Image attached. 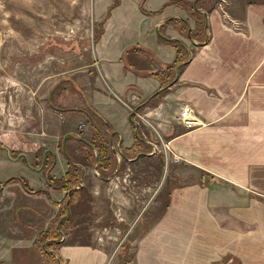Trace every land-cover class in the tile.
Instances as JSON below:
<instances>
[{"label": "crops", "instance_id": "1", "mask_svg": "<svg viewBox=\"0 0 264 264\" xmlns=\"http://www.w3.org/2000/svg\"><path fill=\"white\" fill-rule=\"evenodd\" d=\"M113 2L105 0L97 8L95 14L104 19L102 32L93 42L89 58L83 55L89 46L80 52L81 57L71 58L72 71L67 77L83 89L88 104L111 126L115 160L111 168L101 169L98 154L97 162L91 163L81 153L77 138L91 143L93 129L87 115L79 111L63 112L54 139L27 150V155L13 157V150L0 149L8 152V157L0 156V164L25 169L21 176L11 177L24 178L33 190L45 191L32 193L19 180L0 190V264H43L35 240L58 217L60 204L68 196V191L50 188L43 168L33 166L40 146L56 154L52 176L63 177L69 161L82 168L81 187L68 207L70 223L94 171H101L109 181L117 176L119 163H124L121 158H142L143 145L151 146L155 132L162 136L154 125L157 131L152 136L145 115L149 111L160 114L177 102L189 103L206 123L193 128L182 122L165 126L163 130L169 133L166 142L187 166L205 175L201 181L175 189L152 229L133 238L137 264H221L227 258L234 264H264V0H227L226 11L239 28L218 7L208 11L209 41L201 46H195L191 37L167 21L186 19L195 33L196 20L179 3L119 0L110 8ZM159 32L181 40L191 57L182 70L177 69L176 84L170 85L163 102L138 113L137 107L161 88L155 73L174 65L177 58L172 45L159 42ZM75 95L82 103L76 98L75 107L68 108L88 109ZM172 114L170 111L169 117L175 116ZM82 121L84 134L79 131ZM207 175L212 179L207 181ZM11 177L0 174V183ZM168 187L160 184L157 190L167 191ZM100 188H94V195H101ZM66 233L59 247L65 264H114L109 246L96 241L71 242V232Z\"/></svg>", "mask_w": 264, "mask_h": 264}, {"label": "rangeland", "instance_id": "2", "mask_svg": "<svg viewBox=\"0 0 264 264\" xmlns=\"http://www.w3.org/2000/svg\"><path fill=\"white\" fill-rule=\"evenodd\" d=\"M104 1L0 0V32L4 34L0 47V149L13 150V157L21 153L27 155V150L53 140L59 132L64 113L55 111L50 104V93L63 79H71L67 77L72 71L71 58L81 57L80 52H85L87 49L84 47L87 46L90 49L83 55L89 58L92 44L103 29L104 19L95 13ZM113 1L115 3L116 0ZM220 3L221 0H218L214 7L226 12L227 20L239 28L226 11L227 0ZM77 42L80 49L76 46ZM62 87L57 90L58 104L65 108L75 107L76 98L82 103L72 88ZM165 95L166 92L157 105L163 102ZM185 106L191 105L177 102L160 114L149 111L145 115L149 118L145 122L146 125L150 122L147 126L152 136L156 130L154 126L161 129L162 136L155 132L157 137H152L151 146L143 145L141 151L145 153L141 154L142 158H121L124 163H119L117 176L111 174L108 181L103 179L106 176H101V171H94L84 200L73 209L75 214L66 229V232H71V242L96 241L113 249L114 264L139 263L134 239L152 229L154 220L167 210L175 189H183L190 182L204 179L205 173L187 166L172 144L166 142L169 133L163 130L165 126L175 125L176 122H182L186 128L205 125L206 122L196 115L191 106L198 123L193 127L187 126L181 114ZM170 111L175 116L169 117ZM136 116L134 114V118ZM81 125H84L83 130ZM80 126L79 131L83 133L85 122L82 121ZM0 156L8 157V152L0 150ZM16 167L0 164L1 177L21 176L25 169ZM207 176V181L212 179ZM159 183L164 189L170 186L169 190H157ZM95 187H101V195H94ZM157 194L161 197L155 200ZM101 199L103 201H97ZM230 259L221 264H234Z\"/></svg>", "mask_w": 264, "mask_h": 264}, {"label": "trees", "instance_id": "3", "mask_svg": "<svg viewBox=\"0 0 264 264\" xmlns=\"http://www.w3.org/2000/svg\"><path fill=\"white\" fill-rule=\"evenodd\" d=\"M175 3L181 4L188 13L196 20L197 27L193 34L188 25L186 19L173 18L167 20L168 22H173L177 25L179 30L195 42V46H201L209 40V31L207 26V13L214 8L218 0H196L194 2H185L182 0H171ZM119 0H116L112 4V7L117 5ZM141 10L146 12L141 5ZM181 25H178V24ZM159 42L164 44L172 45L177 50V58L174 65L168 67L166 70L158 71L155 73L157 77L161 80V88L158 92L153 94L151 97L143 101V103L137 107V111L143 109L146 106H157L158 102L161 100L162 95L168 91L171 84L174 83L176 75L178 74L177 69H180L188 62L190 55V50L186 45L179 39H169L162 32H159ZM62 88L71 87L75 93H77L87 104L88 109H75V108H65L58 104L57 101V90ZM59 96V95H58ZM50 104L54 109L61 112H71L79 111L87 115V120L93 129V137L91 143L77 138L80 144V151L91 163H96V154H98V166L101 169L111 168L115 156L111 146V134L112 128L108 122L99 114L98 111L93 109L87 101L85 92L82 88L72 79L65 78L55 85L49 96ZM158 101V102H157ZM138 134V133H137ZM140 136H138L139 138ZM62 141L60 142V149L62 150ZM37 164L33 165L37 168H43L44 173L47 177V183L50 188L57 191H68V196L64 202H62L61 210L58 217L50 225L48 229L41 232L36 240L35 246L40 251L43 264H65V260L59 252V245L63 239L64 233L68 228L69 218L67 217L69 212V204L72 203L78 195L79 188L82 182V168L76 165L74 162L69 161V168L67 173L61 177L56 178L51 175V169L54 167L56 162V154L48 150L45 147H40L37 149ZM23 161L28 164V159L26 156L22 157ZM30 165V164H29ZM19 180L23 183L24 187L32 193H45L44 190H33L29 182L24 178L11 177L6 181L0 183V190L6 184L12 181Z\"/></svg>", "mask_w": 264, "mask_h": 264}, {"label": "built area", "instance_id": "4", "mask_svg": "<svg viewBox=\"0 0 264 264\" xmlns=\"http://www.w3.org/2000/svg\"><path fill=\"white\" fill-rule=\"evenodd\" d=\"M224 1L225 0H221V3ZM3 42H4V34L0 32V47L3 45ZM181 114L183 117V121L187 126L193 127L195 124L198 123V121L194 117L193 109L191 108V106H185ZM83 127L84 125H81L80 129L83 130Z\"/></svg>", "mask_w": 264, "mask_h": 264}, {"label": "water", "instance_id": "5", "mask_svg": "<svg viewBox=\"0 0 264 264\" xmlns=\"http://www.w3.org/2000/svg\"><path fill=\"white\" fill-rule=\"evenodd\" d=\"M68 136L65 137V139H67Z\"/></svg>", "mask_w": 264, "mask_h": 264}]
</instances>
